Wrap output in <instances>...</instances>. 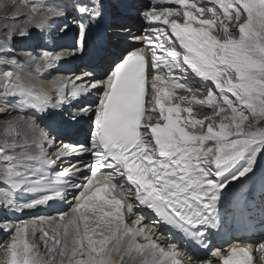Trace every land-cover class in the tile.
Returning a JSON list of instances; mask_svg holds the SVG:
<instances>
[{
  "label": "snow or ice",
  "instance_id": "snow-or-ice-1",
  "mask_svg": "<svg viewBox=\"0 0 264 264\" xmlns=\"http://www.w3.org/2000/svg\"><path fill=\"white\" fill-rule=\"evenodd\" d=\"M23 6L26 16L0 17V116L18 113L0 125V264H254L251 244L214 237L253 193L230 185L264 164V0H118L115 27L135 43L102 77L51 72L87 53L105 0ZM73 13L75 48L15 55L16 40ZM193 105L211 115L196 118ZM82 117L83 142L48 123ZM260 195L264 211V178ZM57 201L69 210L22 218Z\"/></svg>",
  "mask_w": 264,
  "mask_h": 264
},
{
  "label": "bare ground",
  "instance_id": "bare-ground-1",
  "mask_svg": "<svg viewBox=\"0 0 264 264\" xmlns=\"http://www.w3.org/2000/svg\"><path fill=\"white\" fill-rule=\"evenodd\" d=\"M10 2L11 1H8L6 5H9ZM30 2H35V3L43 2L45 5H48L51 3L62 2V1L61 0H30ZM134 2L138 4V3H141L142 0H134ZM3 3H5V0H0V17L5 16V15H10V14L16 12L17 10L20 11L21 16H26L27 13L29 12V9L27 7L23 6L24 0H12V3L8 7L4 6ZM16 5H18V6L16 7ZM108 13L109 12H107V14ZM58 24H59V21L57 20V22H53L51 24V27L54 25L58 26ZM3 28H4V24L2 22H0V42H2L5 39L4 34H3ZM59 29H58V32H60ZM52 30L53 31H50V33H48L45 31L41 32L40 30L33 29L32 30L33 31V37L31 39L16 40L15 41V44H16L15 55L18 56L21 59V61H24L27 59V57L25 56V51H29L30 48H31V50H35V52L41 51L44 47H47L49 50H52L51 44L54 43V41H56L57 39H60L63 37L62 33H58V34H60L58 36V35H56L57 31H54V29H52ZM69 30H71V28ZM95 31H96V34H100V35L102 34V27L100 24L97 27H95ZM112 31H115V30L112 29ZM116 40H118V43H120V44H116V42H115ZM130 40H131V38H125L124 34H120L119 36H117V38H115L114 41L113 40L110 41V38L102 36L99 39V41L94 42V50L95 51L92 52V54H89L88 56H90V58L92 60H95L97 62L96 65L98 67H102L103 65H107V64L111 65L116 60L115 56L118 54V51L123 50L126 46L124 44L131 42ZM38 45H41V46L36 48V46H38ZM120 45H123V46H120ZM75 46H76V43H75ZM33 47H35V48H33ZM65 49L66 48L60 49V50H57L55 52L60 53V52L65 51ZM52 51H54V50H52ZM95 52H97V53L95 54ZM67 61H68V59L60 61L56 65V70L51 72V76H53V77H55L57 75L72 76L73 74H75L76 72H69V70L72 69V67H71L72 64L68 63ZM82 72L83 71H80L76 74H79ZM47 75H48V73H45V76H47ZM204 94H205V91L203 89L201 90V92L196 93V95L200 98H202ZM179 95H190V94L183 92ZM96 99L97 98L95 97V95H92L88 98L87 103H93L94 104ZM183 106L187 107L189 105L187 103H185ZM193 107H194L193 115L196 118H203L204 116H207V113H205L208 111L207 108H202V107H199L196 105H193ZM79 122L81 123V128H82L83 124H85L86 127H88V125H89L88 123H91V120L89 117H82ZM2 123H3V121H0V125H2ZM48 123L52 124L54 127H56L59 130L60 135H59L58 139H63L64 142H66V143H71V142H75V141L83 142L84 140L87 139L86 132L81 131L80 129H78V127H72V126L66 127L61 122H59L58 119L56 121L49 120ZM89 131H90V129H89ZM260 168L262 170L261 171L262 177H260L256 180L257 183H256V181H254V184H255L254 188H252V186L249 187L250 186L249 184L242 182L244 187L252 188L253 191L258 192V195H260V180H261V178H264V164L260 165ZM256 177L257 176H255V179H256ZM230 188H232L233 191H238V188L235 184L230 185ZM251 202H252V204H254L253 201H251ZM255 202L257 204H259L258 199H255ZM66 204H67L66 202L57 201V202L52 203L50 207L46 206V207H41V208L29 211V212H25L22 214V218L23 219H30L27 217L29 215H32L33 213H36L35 217L36 216H45V215L57 216L60 212L69 210L68 205H66ZM247 205H250V204L248 203ZM240 207H243L242 203H241ZM49 211H50L51 215H49ZM0 215H4V214H0ZM147 216L152 217L150 212L145 211V223H150V219H148ZM254 229L252 231H254ZM3 234H5V232L0 231V239L2 238ZM3 240H5V238ZM261 242H264V240H262ZM256 248L257 247H255V249ZM255 249L252 253L253 258H254V264H258V261H259V264H264V260L260 259L258 257L259 252H257V250H255Z\"/></svg>",
  "mask_w": 264,
  "mask_h": 264
},
{
  "label": "rangeland",
  "instance_id": "rangeland-1",
  "mask_svg": "<svg viewBox=\"0 0 264 264\" xmlns=\"http://www.w3.org/2000/svg\"><path fill=\"white\" fill-rule=\"evenodd\" d=\"M8 1H11L10 2V4L12 3V0H5V3H3V5L4 4H7V2ZM10 4L9 5H6L7 7L8 6H10ZM18 5H16V7H17ZM6 7V8H7ZM39 46H36V48H38ZM33 48H35V47H33ZM30 50H31V48H30ZM204 95H206V92H205V94ZM205 113H207V115L209 114V115H211V112L208 110L207 112H205ZM15 115H18V113H12V115L11 116H1L0 117V121H3V120H5V119H11L13 116H15ZM262 170H261V168H259V170L257 171V173H256V175L255 176H257L256 177V179H255V176H253V178L252 179H246V178H242V180L241 181H236V182H234L233 184H235L236 186H237V188H238V190H240V188H241V184H242V182L243 183H247V184H249L250 186L249 187H251L252 186V188H254L255 186V184H254V181H256L258 178H259V173L261 172ZM256 183H257V181H256ZM245 188H248V187H245ZM253 198H255V197H253ZM66 205H68V204H66ZM233 212V211H232ZM231 212V213H232ZM233 214H235V213H233ZM233 214H230L231 216H235V215H233ZM35 215H36V213H33L32 215H29L27 218H32V217H35ZM49 215H51L50 214V211H49ZM45 216H48V215H45ZM151 221V220H150ZM5 238V240H3ZM8 239H9V237H8V235L5 233V234H3V236H2V238L0 239V244H4V243H6L7 241H8ZM39 242V241H38ZM248 244L247 243H245V246H247ZM252 245V244H251ZM252 248H253V251H254V249H255V247L252 245ZM255 250H257V252H259V255H258V257L260 258V259H263L264 260V249H255ZM261 250V251H260ZM263 250V251H262ZM263 252V253H262ZM2 256V252H0V258H2L1 257ZM258 264H259V261H258Z\"/></svg>",
  "mask_w": 264,
  "mask_h": 264
},
{
  "label": "clouds",
  "instance_id": "clouds-1",
  "mask_svg": "<svg viewBox=\"0 0 264 264\" xmlns=\"http://www.w3.org/2000/svg\"><path fill=\"white\" fill-rule=\"evenodd\" d=\"M249 198L252 199V195H250ZM234 240H235V239H234ZM245 243H247V244H252L254 247L257 246V245H255V244L253 243V241H248V242L245 241ZM260 251H261V250H260Z\"/></svg>",
  "mask_w": 264,
  "mask_h": 264
}]
</instances>
